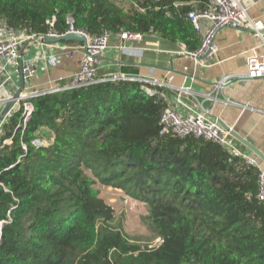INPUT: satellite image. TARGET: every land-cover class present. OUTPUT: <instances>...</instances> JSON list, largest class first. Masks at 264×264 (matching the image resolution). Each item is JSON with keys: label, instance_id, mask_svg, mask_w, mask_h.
Returning <instances> with one entry per match:
<instances>
[{"label": "trees", "instance_id": "obj_1", "mask_svg": "<svg viewBox=\"0 0 264 264\" xmlns=\"http://www.w3.org/2000/svg\"><path fill=\"white\" fill-rule=\"evenodd\" d=\"M206 2L0 0V20L40 37L65 32L71 18L91 35L153 33L191 51L200 36L188 13ZM29 101L25 123L15 107L1 126L0 264H264L256 166L217 143L161 133L166 104L139 81L103 80ZM97 182L144 202L150 237L161 242L132 241L112 224Z\"/></svg>", "mask_w": 264, "mask_h": 264}, {"label": "crops", "instance_id": "obj_2", "mask_svg": "<svg viewBox=\"0 0 264 264\" xmlns=\"http://www.w3.org/2000/svg\"><path fill=\"white\" fill-rule=\"evenodd\" d=\"M239 1L249 17L262 25L261 32L256 34L252 30L233 27L220 29L215 37L217 51L209 65L200 66L190 56L178 53L182 50L181 45H184L181 42L170 41L153 33L142 35L141 39L122 40L112 33L108 47L98 61L97 77L112 79L126 75L158 80L162 83L160 88L165 94L167 106H174L175 87L188 85L198 93L196 99L184 98L191 107L195 109L202 105L208 108L212 118L243 139L250 140L264 156V77L233 80L216 91L213 89L222 75L243 73L249 57L264 55V0ZM198 34L201 39L202 31H198ZM58 46L56 43L27 41L22 58L33 60L36 74L30 79H23L20 94L63 84L78 70L79 53L69 56ZM51 55H57L54 66L48 65L45 60ZM9 70L11 78L1 87V96L13 94L21 86L20 71L16 72L12 67ZM199 94H208L211 98L204 99ZM178 110L183 113L181 108ZM228 140L238 154L252 158L264 169V160L236 136L230 133Z\"/></svg>", "mask_w": 264, "mask_h": 264}, {"label": "built area", "instance_id": "obj_3", "mask_svg": "<svg viewBox=\"0 0 264 264\" xmlns=\"http://www.w3.org/2000/svg\"><path fill=\"white\" fill-rule=\"evenodd\" d=\"M191 22L197 31H202L201 39L198 47L194 50H186L181 45L183 53L190 56L200 66L209 65L214 59L217 51L215 37L220 29L224 27L239 28L242 30H252L256 34H260L262 25L258 21H254L249 17L245 8L239 0H207L205 7L198 11H190L188 13ZM54 19H48L46 22L51 27ZM65 32L58 33L50 28L42 36L38 37L28 33L26 30H16L9 26L5 21L0 20V89L11 78L9 68L14 71H21L24 79H30L36 74V67L32 59H23V53L27 41L32 40L36 44H43V36L51 35L57 37L66 33H79L84 36V41L72 44H58L60 51L67 53L69 56H75L79 53L78 70L69 76L68 80L53 88L41 90L28 94H20L16 98L15 103L10 110L2 116L0 121V132L2 123L15 109L22 107L23 123L29 117L32 111V104L29 98L46 92L66 90L82 85L91 84L98 81L109 80L98 78L96 75L97 64L100 57L108 47V40L112 34L109 31L91 35L82 29L74 28L71 19ZM202 27V30H201ZM117 36L122 40L141 39V33L128 31L116 32ZM48 65L54 66L57 61V55H51L45 58ZM260 78L264 77V55L252 56L247 59L246 70L243 73L222 75L213 86L216 91L224 84L233 80H241L244 78ZM112 79L136 80L141 83V89L149 96H156L159 99H165V94L161 90L162 83L151 78H137L126 75L114 76ZM193 79V76L190 77ZM176 95L174 106L165 105L161 110L158 118L161 133L166 132L178 137L194 136L207 141L217 143L231 154L240 155L237 149L231 146L228 137L230 130L225 129L215 118H212L208 108L200 105L199 108H193L185 101V97L196 99L198 93H195L188 85L175 87ZM13 94L6 96L0 95V115L4 105L12 99ZM201 95V94H199ZM204 99L211 98L208 94L201 95ZM200 104L199 101H197ZM179 108L183 113L179 112ZM3 142H7L4 140ZM39 144V143H36ZM243 157V156H242ZM250 164L257 168L256 192L255 198L264 206V169H262L252 158L245 157Z\"/></svg>", "mask_w": 264, "mask_h": 264}, {"label": "rangeland", "instance_id": "obj_4", "mask_svg": "<svg viewBox=\"0 0 264 264\" xmlns=\"http://www.w3.org/2000/svg\"><path fill=\"white\" fill-rule=\"evenodd\" d=\"M99 196L113 208L114 225H121L125 234L132 241L147 243L148 246L159 244L161 239L153 236L145 224L147 209L145 203L126 196L120 189L97 182Z\"/></svg>", "mask_w": 264, "mask_h": 264}, {"label": "water", "instance_id": "obj_5", "mask_svg": "<svg viewBox=\"0 0 264 264\" xmlns=\"http://www.w3.org/2000/svg\"><path fill=\"white\" fill-rule=\"evenodd\" d=\"M71 19V18H70ZM42 40L46 43H54V42H58L61 40H65V41H84V36L79 34V33H66L57 37H53L51 35H44ZM23 74L20 71V87L13 93L12 95V99H10L3 107V109L1 110V115H0V121L2 119V116H4L9 110L10 108L13 106V104L15 103L16 98H18V96L20 95V91H21V87L23 85ZM225 129H228L227 126L222 125ZM230 133L234 136H236L244 145H246L250 150L254 151L261 159L264 160V156L256 149L255 146L252 145V143L250 142V140L248 139H243L242 137H240L239 135H237L236 133H234L233 131H230Z\"/></svg>", "mask_w": 264, "mask_h": 264}]
</instances>
